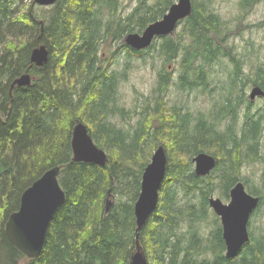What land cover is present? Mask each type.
I'll return each instance as SVG.
<instances>
[{
  "label": "trees",
  "instance_id": "obj_1",
  "mask_svg": "<svg viewBox=\"0 0 264 264\" xmlns=\"http://www.w3.org/2000/svg\"><path fill=\"white\" fill-rule=\"evenodd\" d=\"M192 1V14L180 22V38L160 36L159 42L136 50L124 43L125 35L143 31L163 17L175 0H140L126 17L118 13L119 0H58L40 9L34 0H0V264H130L136 251L134 205L144 168L159 143L167 150V173L157 209L140 231L149 264H264V229L260 235L250 230V241L231 258L225 254L220 223L205 237L204 247L198 231L184 237L176 231L184 214L192 220L209 215L214 173L220 172L223 194L229 198L238 180L249 185L241 176L242 165L264 163V111L251 113L250 98L247 120L237 129L245 93L228 96L214 119L203 111L194 114L169 105L165 98L173 82L184 90L207 89L210 66L225 57L233 63L231 93L242 74V59L229 43L231 30L208 0ZM259 1L240 0V7L249 9ZM105 14L110 15L107 23ZM116 41H122L121 46L105 59L103 45ZM41 44L50 55L38 66L31 62V53ZM122 48L129 57L157 48L163 59L154 105L145 108L133 131L110 120L119 82L111 64ZM178 58L175 76L166 63ZM26 72L32 76L31 84L12 87ZM253 81L264 89V65L257 66ZM224 117L230 119L221 129ZM78 120L88 125L95 142L107 151L105 166L73 160L72 132ZM201 151L213 153L218 160L206 177L192 169V157ZM54 166L61 167L59 182L66 201L51 221L43 251L30 259L9 239L6 222L19 209L23 192ZM178 182L185 192L201 193L200 210L194 204L176 207ZM249 186L261 198L256 214L264 204V178L260 185ZM107 198L112 200L108 213Z\"/></svg>",
  "mask_w": 264,
  "mask_h": 264
},
{
  "label": "rangeland",
  "instance_id": "obj_2",
  "mask_svg": "<svg viewBox=\"0 0 264 264\" xmlns=\"http://www.w3.org/2000/svg\"><path fill=\"white\" fill-rule=\"evenodd\" d=\"M148 1L154 2V0ZM208 1L210 2V7L224 20L227 29L231 30L229 43L233 46V50L238 54V57L242 59V74L237 79L233 93H231L230 72L233 69V63H231L228 57H225L215 61L210 66L211 81L207 89L195 88L193 90H184L173 82L170 89L165 93V98L169 105L181 106L185 111H190L194 114L203 111L210 114V118L214 119L222 104L227 102L228 96L236 98L238 95L245 93L246 101L242 103L238 110L237 129L241 130L247 120L245 113L247 111L248 99L250 98L253 86L256 84L253 81L254 71L257 66L264 65V0H260L249 9H241L240 0ZM119 2L121 5L118 13L126 17L139 4L140 0H119ZM50 6L52 5L45 6L37 4L38 9L42 7L48 8ZM109 18L110 15L105 14L104 23H107ZM182 29L183 24L179 23L173 36L180 38ZM134 31L139 32L138 30ZM159 37L155 41L159 42ZM182 38L184 42L189 40L188 34H184ZM121 43L122 41L119 43L116 41L113 44L106 42L102 48V56L108 60L113 51L121 46ZM180 61L181 59L178 58L175 61L166 63L168 69H173L175 76L179 72ZM162 62L163 59L160 57L157 48H153L145 55H136L133 57H129L126 48H122L113 59L111 68L118 72L119 82L115 102L111 104V106L115 107L116 111L112 113L110 120L118 127L133 131L143 118L145 108L148 105H154L156 100L154 90L157 86L159 70L163 67ZM244 80H247V83L243 86ZM250 100L253 102L250 107L251 113H257L258 115L264 111V97L258 96L255 99L250 98ZM229 119V117H224L220 120L219 127L223 129ZM152 155L149 157L150 160ZM192 169L195 171V162L193 160ZM214 170L208 175H205V177L211 175ZM219 174L220 172L214 173L216 186L212 194L221 197L224 202H229L230 197L226 198L223 194ZM241 176L247 178L249 185H260L264 178V163L259 160L244 163L241 167ZM245 185L247 191L251 193V187L246 183ZM175 189L177 196L175 204L177 208L187 209L194 204L200 210L201 193L199 191L185 192L179 182L175 184ZM117 198L118 195L115 194V200ZM255 211L251 216L249 229L252 234L260 235L264 229V204L258 213L255 214ZM208 212L209 215L205 219L197 218L192 220L185 214L184 216H180L176 228L177 233L184 237L192 231H198L204 238V247L208 243L205 237L209 238L213 228L216 229L217 223L221 224L220 216L214 211L211 205ZM217 217L218 220H216ZM20 262L24 263V259H21Z\"/></svg>",
  "mask_w": 264,
  "mask_h": 264
},
{
  "label": "water",
  "instance_id": "obj_3",
  "mask_svg": "<svg viewBox=\"0 0 264 264\" xmlns=\"http://www.w3.org/2000/svg\"><path fill=\"white\" fill-rule=\"evenodd\" d=\"M58 0H34V4L53 5ZM193 11L192 0H177L172 3L163 17L149 23L142 32H128L124 43L136 50L150 47L159 36L173 35L180 21L189 17ZM50 51L45 44L35 47L31 53V62L44 65L49 59ZM32 76L26 72L17 77L15 85L27 86ZM264 97V89L255 84L250 98ZM73 160L77 162L95 163L105 166L109 161L107 151L94 140L88 125L78 120L72 132ZM195 173L205 176L217 166L214 154L206 151L193 156ZM168 166V154L164 144L154 150L150 162L144 168L141 190L134 205L137 223L136 251L130 264H149V259L140 243V231L147 224L159 203L160 189L165 180ZM60 166H54L36 179L22 194L18 210L12 212L6 222V233L11 242L27 258L33 259L43 251L51 221L58 208L66 201V192L59 182ZM229 202L221 197L209 198L210 205L220 216L223 238L228 258L237 256L243 246L251 239L249 223L253 212L259 206L261 198L247 191L245 182L238 180L229 191ZM112 200L107 198L106 213L109 212Z\"/></svg>",
  "mask_w": 264,
  "mask_h": 264
}]
</instances>
